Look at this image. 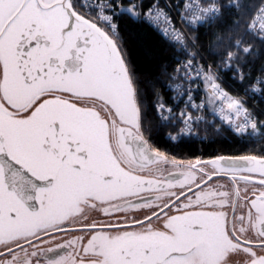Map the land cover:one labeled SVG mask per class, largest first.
Returning a JSON list of instances; mask_svg holds the SVG:
<instances>
[{
	"label": "snow or ice",
	"instance_id": "6c2138e0",
	"mask_svg": "<svg viewBox=\"0 0 264 264\" xmlns=\"http://www.w3.org/2000/svg\"><path fill=\"white\" fill-rule=\"evenodd\" d=\"M0 264H264V0H0Z\"/></svg>",
	"mask_w": 264,
	"mask_h": 264
},
{
	"label": "trees",
	"instance_id": "16d2710c",
	"mask_svg": "<svg viewBox=\"0 0 264 264\" xmlns=\"http://www.w3.org/2000/svg\"><path fill=\"white\" fill-rule=\"evenodd\" d=\"M130 54L137 58L141 72L148 75L158 73L161 65L170 62L172 56L167 46L159 41L151 29L147 27L137 33ZM159 140L162 147H171L165 143L167 136L163 132L160 133ZM240 147L234 143L231 135H225L220 137L216 143H211L204 139V132L201 131L199 135L191 138L175 151L180 158L187 156L188 158L203 157L207 159L217 150L232 152Z\"/></svg>",
	"mask_w": 264,
	"mask_h": 264
}]
</instances>
